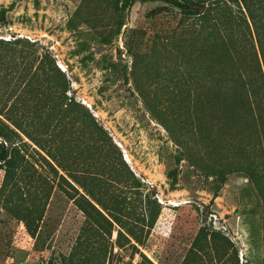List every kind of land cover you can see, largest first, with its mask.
I'll return each mask as SVG.
<instances>
[{
	"label": "rangeland",
	"instance_id": "1",
	"mask_svg": "<svg viewBox=\"0 0 264 264\" xmlns=\"http://www.w3.org/2000/svg\"><path fill=\"white\" fill-rule=\"evenodd\" d=\"M206 39L198 19L163 0H137L124 10L117 0H0V130L7 124L15 131L0 136V145L15 148L22 165L14 178L0 164V264H264V170L261 190L238 168L221 178L197 159L204 151L195 97L180 87L184 69L198 72L214 60ZM64 80L67 96L112 138L109 155L125 161L123 175L145 184L142 195L126 194L120 222L15 124L31 130L27 121L50 116ZM167 101L174 103L167 108ZM77 108V123L47 121L61 140L52 151L73 173L91 162L100 167L106 156H90L84 108ZM216 135L220 163L228 148ZM226 163L217 167L229 169ZM76 190L104 216L87 217Z\"/></svg>",
	"mask_w": 264,
	"mask_h": 264
},
{
	"label": "trees",
	"instance_id": "2",
	"mask_svg": "<svg viewBox=\"0 0 264 264\" xmlns=\"http://www.w3.org/2000/svg\"><path fill=\"white\" fill-rule=\"evenodd\" d=\"M135 1L137 0H117V6L124 10ZM163 1L178 7L186 17L198 19L200 33L207 38L203 41L211 40L216 50L214 60L210 64H203L198 72L188 67L183 70L185 78L180 87L181 92L183 88L187 89L186 94L189 95L190 101V95L195 97V133L200 142V149L204 151L197 155L201 168L215 174L218 168L220 171L218 174L221 178H225L233 166L244 171L262 190L257 179L264 170L262 167L259 168L260 163L264 162V0ZM56 67L54 64V68ZM43 71L48 74L47 65ZM57 72L63 73L59 67ZM66 92L67 86L64 80L55 92L50 116L59 121L68 118L71 123H77L80 120L77 115L80 109L77 106L84 108L83 121L88 140L92 144V147L88 149L89 154L91 157L98 155L99 159L105 151L106 156L100 167L91 162L85 171H78L79 169L75 168L73 173L68 169L70 165H66V161L62 162L52 151V148H56L61 140L52 138L54 135L51 133V127L47 125L50 116L45 119L37 116L36 121L32 120L31 123L27 121L28 124L33 125L31 130L20 123L15 122V124L33 141L47 149L57 165L67 170L69 176L82 185L93 201L120 222L117 216L120 215L122 218L123 215L119 212H125L126 194L133 192L142 195L145 192V184L132 172H130L132 176L123 175V173L126 174L124 166L127 164L123 159L121 163H118L117 157L111 159L109 154L112 152L107 143L112 138L106 134L107 130L87 107L68 97ZM184 97L181 102L186 105L187 98ZM172 103L174 102L167 101V108L171 107ZM13 131L6 124L0 130V136L9 138V134ZM215 133L226 142L228 148L224 160L220 163L217 162L214 154V142H217ZM219 143L222 142L219 141ZM114 146L117 147L115 144ZM240 147L242 151L236 154V150ZM257 147L261 149V156L256 155L254 151ZM190 150L191 148L189 152ZM185 151L188 152V146L183 148V152ZM2 161H4L6 175L19 178V169H22L21 160L19 161L15 148L11 150L3 142L0 145V164ZM224 162H227L226 166L229 169L217 167ZM112 170L117 171L116 179L109 177ZM78 172L79 175H77ZM169 174L173 173L169 172ZM76 191L77 195H73V198L87 217H94V213L104 216L88 195L79 190ZM151 192L147 188L145 195L151 196ZM150 202L153 201L149 197L146 205L148 206ZM152 216H155V213ZM137 219L143 220V223L149 226L154 224L153 218L148 221L141 217ZM130 232L137 241L141 240L135 231L130 230Z\"/></svg>",
	"mask_w": 264,
	"mask_h": 264
}]
</instances>
